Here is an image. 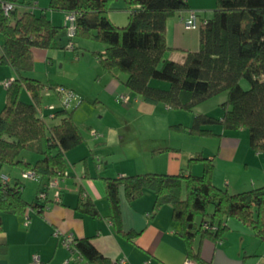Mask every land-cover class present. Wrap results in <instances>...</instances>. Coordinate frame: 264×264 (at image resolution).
Returning a JSON list of instances; mask_svg holds the SVG:
<instances>
[{"label": "trees", "instance_id": "trees-1", "mask_svg": "<svg viewBox=\"0 0 264 264\" xmlns=\"http://www.w3.org/2000/svg\"><path fill=\"white\" fill-rule=\"evenodd\" d=\"M113 2L50 0L51 11L76 13L75 36L69 37L67 25H55L45 13L26 11L18 17V7L24 0H0L1 62L10 64L16 73L7 90L6 105L0 111V166L33 170L36 179L47 180L44 192L48 193L49 182L66 173V153L85 141L73 113L65 108L56 111L57 122L47 123L39 112L42 90L47 86L27 75L34 69L35 48L65 50L72 42L75 51L78 47L74 38L104 43V51L93 52L99 63L109 72L125 73V87L147 103L193 111L198 105L226 94L221 104L223 116L197 114L188 132L193 136H213L216 134L211 127L215 125L225 131L245 129L251 148L264 153V0H216L212 17L202 19L198 28L199 49L188 51L182 62L165 59L171 48L167 23L177 12L189 9V0H124L122 7ZM4 3L16 6L9 15L1 9ZM116 9L129 14L123 27L109 16ZM154 79L169 86H155L151 83ZM56 86L49 85L53 89ZM23 87L33 103L21 100ZM172 127L185 131L181 124ZM169 149L158 148L154 153ZM24 150L33 151L40 158L31 164L23 160ZM193 161L203 162L202 175L146 172L104 178L110 217L116 229L123 231L121 189L129 201L149 190L155 194L154 213L163 205L172 207V217L180 224L187 244V256L197 264L208 263L195 249L196 238L200 235L220 241L229 218L239 220L264 239V186L231 193L213 183L211 159L194 153L190 164ZM22 188L20 182L11 185L9 179L4 183L0 177V228L2 214H22L29 208L42 210L46 205L39 195L35 202H27ZM76 210L82 215H100L88 197H81ZM73 249L88 264H112L88 238H75Z\"/></svg>", "mask_w": 264, "mask_h": 264}, {"label": "crops", "instance_id": "crops-1", "mask_svg": "<svg viewBox=\"0 0 264 264\" xmlns=\"http://www.w3.org/2000/svg\"><path fill=\"white\" fill-rule=\"evenodd\" d=\"M49 3L50 0H24V4L18 7L17 16H21L26 11L37 15L45 13L55 25H66V13L51 11ZM189 4V9L177 12L168 20L167 42L171 48L165 54V59L182 62L188 51H196L200 47V29H186L183 21L188 18L192 10L198 12L199 21L209 19L213 15L215 6L212 0H189ZM115 13L116 10H113L109 16L118 25L117 22L120 21H117L119 18ZM2 42L3 36L0 34V111L6 105L7 90L16 78L14 68L8 63L1 62ZM106 47L105 44H95L92 46L94 48L92 51L102 52ZM60 51L63 50L35 48L33 50L35 62L33 73L29 72L27 75L39 80L40 78L34 73L40 74V69L44 70L45 68L49 71V68L55 67L63 57ZM64 51L67 53L69 49ZM80 52L79 47L73 51L75 61L85 56L83 53L80 56ZM93 56L99 62L98 58ZM63 66L62 63L58 69H63ZM37 69L38 71H36ZM123 75L120 76L121 80H126L127 75ZM39 81L44 82L41 79ZM151 83L153 84V81ZM46 84L65 85L51 79ZM46 84L44 83V85ZM112 86L114 90L110 93L117 91L120 96L129 97L127 101L122 100L128 108L127 112L135 113L143 119H152L157 114L163 115L164 112L169 116L178 113V111L169 112L171 110L164 105H153L143 101L141 97L127 90L125 85L126 89L119 84H112ZM155 86L167 88L169 84L156 83ZM20 97L24 102H34L25 87L22 88ZM217 97L216 103L221 106L222 102L226 100V94ZM50 106H53L54 109L44 106L42 100L39 112L46 115L47 119L52 120L50 123H54L59 120L55 114L59 108L55 104ZM212 110L213 108L209 107L207 101L195 107L192 113L195 114L194 117L200 113L215 114ZM47 113L50 114L47 115ZM52 114L55 116L51 117ZM193 114H190L188 119L181 118L171 124L183 125L186 132L192 125ZM222 116V112L217 115V117ZM211 128L216 135L196 136L201 137L203 145H199L200 139L190 138L192 139L190 140L191 147L188 150H181L186 151L189 157L194 153H201L213 161V183L218 188L235 193L264 186V153L256 152L251 148L247 130L225 131L220 125ZM92 130L89 132V138L92 139L90 142L85 136L84 144H80L66 153V173L57 179V188L48 189L47 199L43 201L46 205L42 210L29 208L22 214H2L0 264H31L34 255H38L43 264H88L77 251L69 250L62 244L65 234H72L76 239H90L99 252L107 257L112 264H184L185 259L188 258L187 244L181 236L180 224L172 217V207L166 204L154 213L155 194L152 191L147 190L141 197L129 201L121 189L123 231L119 232L110 217L111 208L104 178L146 172L202 175L201 165L203 162L197 161L196 164H188L182 153H175L177 151L174 150L177 147L172 145V141L159 137L143 142H148L147 150L141 149V143L138 151L135 149V154L120 165L117 164L119 163L117 158L121 155L113 148L117 144V140L112 138V129L100 128L102 134L99 133V137L93 136ZM122 138L121 145L128 142L124 141L123 136ZM194 141L198 144H194ZM212 144H218V148L214 149ZM158 145L161 147H156ZM164 147H169L172 150L159 154L150 153L152 150ZM32 153L23 156V160L34 164L40 157L33 151ZM26 170L28 169H24L22 166H0V173L3 172L0 177H8L11 185L20 182L23 185L21 191L23 198L27 202L33 203L39 193L46 189L47 180L42 178L23 179L22 174ZM56 190L60 191L58 200L54 196ZM81 197L91 198L100 215L93 217L82 215L77 211L76 206ZM200 219L199 217L198 221H201ZM226 226L227 230L220 241L201 238L200 235L196 238L195 249L200 252L201 258L208 264H264V239L257 237L250 228L237 219L229 218L226 221Z\"/></svg>", "mask_w": 264, "mask_h": 264}, {"label": "rangeland", "instance_id": "rangeland-1", "mask_svg": "<svg viewBox=\"0 0 264 264\" xmlns=\"http://www.w3.org/2000/svg\"><path fill=\"white\" fill-rule=\"evenodd\" d=\"M212 3L215 6L216 0H212ZM124 4V0H114L113 2V5L119 7L124 6ZM115 14H117L116 16L117 18H119V20L117 21H120L117 22L118 26L123 27L128 23L129 14L126 10L116 9ZM74 40L81 51L80 56H82V53L85 56L75 61L72 49H69L67 53H65L64 50L60 51L62 52L63 57L55 67H52L51 69L49 68V71L45 70V68L44 70L40 69V74L34 73V75L44 81L43 83L41 82L42 84H46V82L48 83L49 79H51L53 81H58V83L60 84L63 83L65 85H68L58 86L65 87L74 92L76 98H72L67 110L73 113V118L75 122L80 126L84 137L86 136L87 140H89L90 142L92 140L89 138V132L91 131V129L100 134H102V132H100L101 130H99L100 128L104 129V127H107L108 130L112 129V138L114 140H117V144H115L113 148L118 154L121 155L117 158L119 162L117 164L120 165L125 163L128 159H130V157H132L133 154H135V149L138 151L141 143V149L147 150L148 142L143 143L144 141L158 139L159 137L161 139H169V141H172V145H175L177 147V149L174 150L177 151L175 153H182V155L184 156V160H186V162L190 164V157L188 156V154H186V151H183L181 149L188 150L191 147L192 143L190 140L192 139L190 138L200 139L201 141H199V145H203L202 139L201 137H193V135H191L188 130L186 131L187 133L185 131L176 130L172 127L174 124L172 125L171 123L179 121L181 118L188 119L189 115L193 114L192 111L169 109L171 110L169 112L178 111L177 115H175L176 113H174V116H176V118H174V116H169L164 112L163 115L157 114L155 115V118L152 119H143L140 116H137L135 113L127 112L128 108L124 105L122 99L120 98V94H117V91L110 93V91L114 90L112 84H119L120 86H122V88H125L122 83L124 79L121 80L120 77L121 74L122 76H124L123 74L125 73L118 70L117 73H115V71H107L93 56L94 51H92V49L94 48H92V46H94L95 44L104 43L97 40H88L82 38H74ZM62 63L64 64L63 69H58ZM36 71H38V69ZM31 73H33V70L31 71ZM47 74H49V76H47ZM152 81L155 85L156 83L167 85L166 82L160 80L154 79ZM243 85L245 88H248L249 86L246 81L243 82ZM46 86L48 87L49 85L46 84ZM118 92L122 93L121 91ZM116 94L118 95L117 98ZM217 99L218 97H214L210 99V101L208 100L209 107L213 108L212 111L213 113H215L212 115L216 117L217 115H219V113H224L223 108L216 103ZM42 100L43 105L46 107L55 104L57 108H63L62 102L53 88L48 87L42 90ZM49 114L50 113H47V115ZM194 115L195 114H193L191 119L192 123L194 120ZM50 122H52V120L47 119V123L50 124ZM122 136L125 138L124 141H128L123 145L120 144ZM84 143L85 142H83L82 144ZM194 144L197 145L198 143L194 141ZM218 144H212L214 149L218 148ZM156 147L161 146L158 145ZM169 150H167V152ZM139 152L142 151L139 150ZM150 153L154 154V151L152 150L150 151ZM26 154L33 153L32 151L24 150L22 152V155L25 156ZM194 163L196 164L197 161L192 162V164ZM201 167L203 168L204 165H201ZM0 175H3V172L0 173Z\"/></svg>", "mask_w": 264, "mask_h": 264}, {"label": "built area", "instance_id": "built-area-1", "mask_svg": "<svg viewBox=\"0 0 264 264\" xmlns=\"http://www.w3.org/2000/svg\"><path fill=\"white\" fill-rule=\"evenodd\" d=\"M15 4L14 3H4L1 6V9L3 12L7 15H9L12 11L15 9ZM65 20H66V25H67V30H68V35L69 37H74L75 36V31H76V20H77V15L74 12H69L65 14ZM184 26L186 29H198L201 26V22L199 21V14L196 11H190V14L188 18H186L184 21ZM74 44L71 42L68 46V49H73ZM57 95L59 96L61 102H62V107L67 109L72 98L75 99V94L72 90H69L65 87L62 86H56L54 89ZM120 98L124 101H127L129 99L128 96L121 95ZM50 109H54L53 106H49ZM41 116L43 118H46L47 116L41 113ZM55 114H52L51 117H54ZM93 136L99 137V133L92 130L91 132ZM22 177L25 179H36V174L33 170H26L23 172ZM59 177L53 178L48 185V189L51 188H57L58 186V179ZM2 181L5 183L8 181V177H1ZM55 198L58 200L60 198V191L56 190L55 191ZM47 198V193L46 192H41L39 193V199L40 200H45ZM74 237L72 234H65L63 235L62 239V244L69 250H74ZM31 264H43L42 260L38 255L33 256V261ZM184 264H196L194 260L187 258L184 261Z\"/></svg>", "mask_w": 264, "mask_h": 264}]
</instances>
